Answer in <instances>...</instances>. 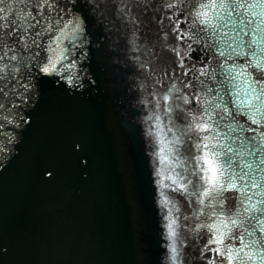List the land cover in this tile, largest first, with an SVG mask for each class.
<instances>
[{"label":"water","instance_id":"1","mask_svg":"<svg viewBox=\"0 0 264 264\" xmlns=\"http://www.w3.org/2000/svg\"><path fill=\"white\" fill-rule=\"evenodd\" d=\"M56 3L60 27L72 21L52 44L65 71L36 66L59 29L39 48L25 51L13 38L14 51L5 50V65L13 55L19 62L0 80V264H264V249L251 243L264 240V213L233 209L221 199L227 191L193 195L203 190L193 146L215 143L194 130L214 99L200 72L215 66L197 32V0ZM0 7L7 16L21 3ZM178 111L186 116L176 119ZM246 159L259 162L264 149ZM254 175L264 183V172ZM260 191L249 184L235 195H251V208Z\"/></svg>","mask_w":264,"mask_h":264},{"label":"snow or ice","instance_id":"2","mask_svg":"<svg viewBox=\"0 0 264 264\" xmlns=\"http://www.w3.org/2000/svg\"><path fill=\"white\" fill-rule=\"evenodd\" d=\"M20 3L19 11L13 8L8 11L7 16L6 10L0 7V80L6 79L17 70L12 62L17 64L19 62L13 55L8 57L7 65L4 63L7 56L5 50L14 51V47L8 44L9 40L14 38L25 51L32 47L39 48L40 40L46 35L53 34L54 28L59 29V34L55 35V41L48 46L50 54L43 66L39 64L36 66L43 74L57 72L58 65L59 71H65L63 64L65 56L63 52L57 56V49L52 47V44L61 39V35L72 21L69 20L62 28L60 27V19L56 18V0H20ZM197 3L195 17L200 25L197 32L205 33L210 41L205 47L211 53L215 66L210 72H200L201 77L208 78L214 85L207 88L209 94L214 93V99L203 109V115L199 122L195 123L194 130L203 133L197 137L198 140L202 141L211 136L215 143H197L193 146L197 154L192 157L193 163L199 164L198 172L194 175L203 189L201 192H194L193 195L211 198L213 193L227 191L232 195L221 199L225 202L230 199L233 209L242 210V213L255 211L264 213V183L258 182L254 175L256 171L264 172L262 167L264 159H260L259 162L246 159L257 156L261 149H264V0H197ZM78 30L79 26L72 29L73 32ZM39 54L37 51L34 55L38 57ZM242 58L243 67H240L237 61ZM29 60L32 58L29 57ZM67 67L71 68V63ZM249 67L254 69L256 75L247 72ZM200 83L203 85L204 81L201 80ZM185 116L184 112L178 111L175 118L183 119ZM242 117L246 118L245 123H241ZM212 125H215V129ZM189 127H192V124H189ZM221 127L225 129L224 143L220 140ZM246 132L254 135L246 137L244 135ZM47 175L51 176L52 173L48 172ZM246 180L249 182L245 183ZM261 181H264V176H261ZM192 183V181L182 183L179 186L180 190L186 192L187 185ZM249 184L251 188L261 190L254 193L260 199H257L251 208L244 204L245 200L252 201L251 195L240 198L235 195L241 189L246 193ZM199 202L203 203L202 200ZM173 223L174 221L168 224L172 236L175 235L172 231ZM231 223L237 225L235 219ZM261 230L264 231V228ZM248 235L251 236L252 233ZM223 239V234H220L214 242L219 244ZM251 243L264 249V240L254 239ZM175 251L173 247V254ZM216 251L223 255L219 248ZM227 258L233 259L231 252H228ZM261 260L264 261V255L261 256Z\"/></svg>","mask_w":264,"mask_h":264}]
</instances>
